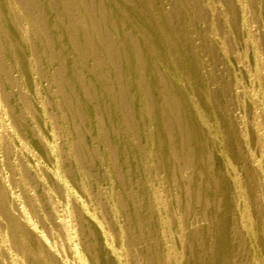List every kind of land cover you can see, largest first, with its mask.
<instances>
[{"label": "rangeland", "instance_id": "374dc122", "mask_svg": "<svg viewBox=\"0 0 264 264\" xmlns=\"http://www.w3.org/2000/svg\"><path fill=\"white\" fill-rule=\"evenodd\" d=\"M0 264H264V0H0Z\"/></svg>", "mask_w": 264, "mask_h": 264}, {"label": "bare ground", "instance_id": "6f19581e", "mask_svg": "<svg viewBox=\"0 0 264 264\" xmlns=\"http://www.w3.org/2000/svg\"><path fill=\"white\" fill-rule=\"evenodd\" d=\"M104 19L105 18H103L102 16L98 17V20H104ZM120 38H122V44L126 48V50L128 51V54L132 57V60L134 59V65H133V69H132L133 73L138 74L141 71V68L143 66L142 60H141L142 57H141L140 53H138L139 52L138 47L135 46L132 42H129L125 36L121 35ZM145 49L147 50V53L150 56L151 47L145 46ZM135 84L137 85V87H139V88L141 87V83L139 81H136ZM142 94L145 96L144 99L147 101L149 99L148 95L146 96L144 93H142ZM210 192H212V191H210ZM209 197H211V196H209ZM222 240L219 239L220 242H218L217 246H219V244H223L224 240L223 241ZM224 243H225V241H224ZM209 246H210L209 259H210V262H214L215 260H217V254H216V252H214L215 251L214 246H212L211 244Z\"/></svg>", "mask_w": 264, "mask_h": 264}]
</instances>
